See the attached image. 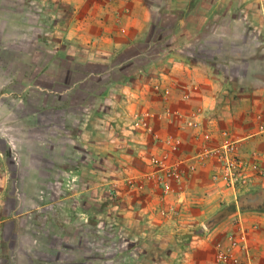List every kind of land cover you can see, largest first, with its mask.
<instances>
[{
	"label": "crops",
	"instance_id": "0c3cea01",
	"mask_svg": "<svg viewBox=\"0 0 264 264\" xmlns=\"http://www.w3.org/2000/svg\"><path fill=\"white\" fill-rule=\"evenodd\" d=\"M51 3L50 22L0 5V43L10 49L9 65L0 66L3 93L18 97L0 102L16 161L5 170L6 178L13 177L0 193V253L9 252L4 262L168 264L139 259L157 250L172 258L178 251L165 242L157 246L159 240L194 229H175L172 217L160 215L168 205L151 182L138 190L124 184L130 174L150 172L151 153L166 152L133 123L143 118L162 138H180L173 160L187 161L201 151L203 127L212 146L230 139L250 158L263 152L264 0ZM45 31L51 34L47 40L38 36ZM24 40L31 51L22 48ZM11 63L27 72L11 71ZM10 78L20 91L9 85ZM157 86L171 94L164 96ZM186 118L199 128L188 127ZM14 125L20 128L13 131ZM216 169L207 162L183 180L181 190L173 184L184 209L180 220L207 218L202 226L215 243L239 227L252 229L251 248L263 249L264 257V190L243 196L241 205L251 210L240 213L238 203V211L229 213L237 195L212 183ZM108 220L115 222V234L102 229ZM99 237L116 239L111 256L108 246L93 245ZM189 238L181 236V254H189ZM197 248L199 255L203 247Z\"/></svg>",
	"mask_w": 264,
	"mask_h": 264
},
{
	"label": "rangeland",
	"instance_id": "374dc122",
	"mask_svg": "<svg viewBox=\"0 0 264 264\" xmlns=\"http://www.w3.org/2000/svg\"><path fill=\"white\" fill-rule=\"evenodd\" d=\"M39 1L40 3H42L40 4L41 6H39ZM50 4H52L51 0H0V5L4 6L6 9L11 10L14 8H18V9H14L15 13H17L18 15H21L20 12L24 11V9H27L25 10V12L28 11V13H31L33 16H36V17L38 15L39 16L43 15L42 19L44 21L47 20L48 22H50L52 18V15H51L52 8L48 6ZM21 5H23L22 10H21V7H22ZM38 36H41L47 40L51 36V34L48 31H45V32L39 33ZM22 48L24 50L31 51V47L28 46V42L26 40H24ZM9 52H10V49L7 48L4 44L0 43V66L5 67L9 65L6 61L8 58L7 53ZM37 55L43 56L41 51H37ZM10 69L11 71L18 69L19 73L21 72L22 74L27 72V69L25 68V66H22L16 63H11ZM2 79L3 78L0 77V91L2 90V93L0 92V102H4L5 104L6 103L11 104L12 100L10 101V99L12 98L10 97H13L14 100L17 101L16 98L18 97L16 94H13L12 96H7L5 95V93H3V91L6 89V85L4 84V80ZM10 81H11L10 84L9 83L8 84L11 85L16 91H20V85L17 83V81L16 80L13 81V79L11 78H10ZM13 109H14L13 113L18 112L19 110L17 109L16 111V106L15 108L13 107ZM173 114H175V116L180 117V115L176 113H173ZM4 116H5V113L3 111H0V118H1V123H2V124L0 123V193L1 194L4 193L3 186H4L5 179L7 181L10 179L12 180V177H13V174H7V178H6L5 170L9 167L13 168L14 163H16L15 160L11 159L10 147H11L12 142L10 141L11 138L5 135L6 131H8L10 127H6L3 124ZM181 118L184 119L185 117L181 115ZM185 121L188 127L194 128V129L199 128V126L189 125L187 122V118L185 119ZM133 126H135L138 129L144 130L143 132L151 134L155 142L158 143L157 149L164 150V147H165L166 152L163 151V153L162 152L158 153V151H154V153H151V155L148 158H146V164L149 165V167L151 168L150 172H145L138 176H133L132 174H130L125 180L124 184L127 186L129 190H132V189L138 190L140 189L139 187L142 186L144 181L151 182L152 186L155 187V189L159 192V194L161 193L159 196H161L162 202H166L168 205V206L165 205L167 207H161L159 211L160 215L163 218L172 217V219H174L176 223L175 229H178V227L182 225H186L189 228L193 227L194 232L192 234L193 236L195 235L194 237H192V234H181V235L174 234L171 236H167V238H162V240H159V243H157V246H163V242H165L166 246L167 245L172 246V248H174V250H177L178 253L172 255V258H170L171 255H167V254L164 255L159 252L160 250H157V252L153 254L152 253L149 254L146 251L145 253L141 255L142 257L141 259H139V262H148V261H153L156 259L157 261H166V263L168 264H200V263L201 264H216V251H215V248L212 249V245L213 243H215L214 238L212 236L206 235L208 231L205 227L203 228L202 226V223H207L205 222L207 218L199 219L198 221H194V222H186V223L182 222L180 218L183 215L182 212L184 209L181 207L179 203L180 193L174 191L173 184L176 183L178 185V189L181 190L182 184L184 183L183 180H185V178L192 177L195 174V172H197V169L199 166L205 165L207 162L212 161L216 163V166H217V169L214 171V173L211 176L212 183L221 185L223 190L226 192L229 190H232L237 195V204L239 203V206H240L239 208H241V206L243 207L244 205H241L239 201L240 197H243L246 195L247 196L253 195L255 192L264 190V186L255 185L256 180L258 179H261L264 181V175L260 174L259 171L252 170V169H246V171L243 173L241 177H238V179H235L232 181L233 186L231 187V185L229 184V179L221 174L223 166L220 162L218 155L214 152V150L219 148L220 144L217 146H212L211 145L213 141L212 138L208 141L202 140V135L204 131H208V129H206L205 127H203V129L200 130L198 133V141H199L198 144H199V147H201V151H199V153H197L196 155H193L192 158L185 161L179 157L173 160V157H172L179 153L181 145L178 148V150H174L170 146L169 141L173 142L176 139H180V138L174 137V136H168V137L162 138L159 134L153 131L152 127H151V130L146 127H137L135 125V122L133 123ZM11 128L14 131L15 129L16 130L19 129L20 126L14 125ZM159 143L165 146H159L160 145ZM181 144H182V141H181ZM237 145H238V152H237L238 157L242 158L243 160L245 159L250 160V156H245L242 154L239 143H237ZM206 150L207 152L205 153ZM258 153L259 152H255L252 154H258ZM155 158L163 160L166 167L172 169V175L170 177H167L166 175H164L165 171H162L154 164L153 160ZM260 163L263 164V161H260ZM182 171H185V174L181 176L178 172H182ZM219 175L221 177L217 178V176ZM112 192H113V196L112 195L110 196L115 199L116 191L112 190ZM252 198H257V197H252ZM227 205L229 204L224 205V207ZM254 207H256V209H260V208H257V206H254ZM245 209L251 210L250 208H247V207H245ZM241 211L242 210L239 209L240 213H242ZM113 212H115V210ZM107 223L108 224L106 226L103 224V228H102V224L97 223L99 225L97 226L96 224L97 227L95 226V229L100 230L102 228L103 230H105L106 233L108 232L110 235L115 234V231H116V225L114 224L115 222L112 223L110 220H108ZM191 230L192 228L189 229L188 231L191 232ZM181 236L186 237V238L188 236L190 237L188 240V244H189V248H188L189 254L188 255L181 254V248H179V246L182 244ZM184 239L185 238H183V242H186ZM1 241H2V244H1L2 248H5L4 239H2ZM115 242H116L115 238L108 237L105 240L99 237V239L96 238V240L93 242V245L99 246V247L103 245L108 246L109 247L108 249L110 251L108 256H111L113 252L117 249ZM199 245L202 246L204 250L199 248L200 253L199 255H197L196 251ZM262 250L263 249L253 248L251 253L249 254H247L244 251L238 252L236 255L239 258V264H264V257L262 254L263 253ZM203 251L205 252L204 254H203ZM8 256H9V252L0 253V264H7L4 262V258ZM166 256L168 257L170 256L169 257L170 259L169 258L166 259ZM131 257L132 256L129 255L128 259L130 260V262L133 261V257L132 258ZM201 260H203V262H201Z\"/></svg>",
	"mask_w": 264,
	"mask_h": 264
},
{
	"label": "built area",
	"instance_id": "2783aa9c",
	"mask_svg": "<svg viewBox=\"0 0 264 264\" xmlns=\"http://www.w3.org/2000/svg\"><path fill=\"white\" fill-rule=\"evenodd\" d=\"M155 89L162 92L164 96H169L171 94L168 88L161 89L160 86H157ZM185 98L188 99V96H185ZM188 124L191 126L200 125L196 121H193L192 118L190 119ZM135 125L137 127H146L151 130L150 123L148 121H145L143 118H139L138 120H136ZM211 138V133L209 131H204L202 135V140L208 141ZM169 143L174 150H178L181 145V140L176 139L173 142L169 141ZM206 152L207 150L205 151V153ZM214 152L218 155L220 162L223 166L221 174L229 179V184L231 185V187L233 186L232 181L238 179V177H241L246 171V169L256 170L259 171L260 174L264 175V151L259 152L258 154H253L250 160H243L237 155V142L232 141L230 139H225L220 144L219 148L214 150ZM260 161H263V164L260 163ZM153 162L159 169L165 171L164 175H166L167 177H170L172 175V169L166 167L163 160L155 158ZM178 173L182 176L185 174V171ZM220 177V175L217 176V178ZM239 229L240 231L238 233L229 232L223 240L216 242L214 246L216 251V264H239V258L236 255L238 252L244 251L247 254L251 253V244L253 237L251 231L252 229L250 230L246 227H239Z\"/></svg>",
	"mask_w": 264,
	"mask_h": 264
},
{
	"label": "trees",
	"instance_id": "16d2710c",
	"mask_svg": "<svg viewBox=\"0 0 264 264\" xmlns=\"http://www.w3.org/2000/svg\"><path fill=\"white\" fill-rule=\"evenodd\" d=\"M244 199H245V197H240V199H239L240 203H242ZM230 208H231V211H229V213L236 211V210L238 209V207H237V203H236V204H233L232 206H230ZM240 209H241L242 211H246L245 207H241ZM260 210H264V203H263V205H262V207H261ZM226 213H227V212H226ZM229 213H228V214H229ZM226 215H227V214H226ZM227 216H228V215H227ZM222 218H223V217H222ZM223 219H224V218H223Z\"/></svg>",
	"mask_w": 264,
	"mask_h": 264
},
{
	"label": "water",
	"instance_id": "95a60500",
	"mask_svg": "<svg viewBox=\"0 0 264 264\" xmlns=\"http://www.w3.org/2000/svg\"><path fill=\"white\" fill-rule=\"evenodd\" d=\"M205 227H207L206 225H204Z\"/></svg>",
	"mask_w": 264,
	"mask_h": 264
}]
</instances>
